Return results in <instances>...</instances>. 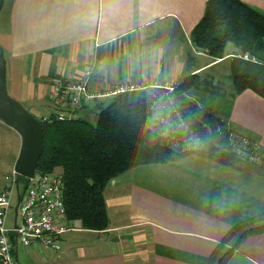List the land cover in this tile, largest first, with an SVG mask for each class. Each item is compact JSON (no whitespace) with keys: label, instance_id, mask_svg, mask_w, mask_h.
<instances>
[{"label":"crops","instance_id":"0c3cea01","mask_svg":"<svg viewBox=\"0 0 264 264\" xmlns=\"http://www.w3.org/2000/svg\"><path fill=\"white\" fill-rule=\"evenodd\" d=\"M206 1L4 0L0 46L8 93L41 118L52 112V75L71 78L89 64L94 90L118 83H177L192 57L193 73L212 77L228 95L234 89V57L227 55L240 49L229 44L223 58L213 59L191 41ZM242 1L264 13V0ZM221 62H227L228 72L211 71ZM189 94L232 131L264 147L263 97L251 89L234 98L195 88ZM94 109L99 105L85 107L76 116L96 121ZM3 124L0 121V130ZM1 143L0 168L11 170L19 138L11 141L15 151ZM257 165L245 162L235 169L187 154L169 163L130 168L104 190L109 219L105 230L84 229L66 217L68 230L59 238L60 250L43 244L24 247L11 232L14 253L19 264H208L217 241L232 224L264 210V168ZM14 206L8 229L19 222ZM227 264H264V231L248 236Z\"/></svg>","mask_w":264,"mask_h":264},{"label":"trees","instance_id":"16d2710c","mask_svg":"<svg viewBox=\"0 0 264 264\" xmlns=\"http://www.w3.org/2000/svg\"><path fill=\"white\" fill-rule=\"evenodd\" d=\"M191 41L213 59L223 58L229 44L257 57V62L240 57L230 60L234 89L228 95L221 92L212 77L193 73L195 59L189 57L186 75L176 85L175 96L186 123L203 142L200 149L177 151L148 126L145 90L121 93L100 104L94 123L76 115L38 118L43 152L35 172L61 177L68 220L79 221L84 229L105 230L109 219L104 190L111 179L136 166L169 163L187 154L235 169L249 162L229 148L226 121L191 99L189 91L195 88L234 98L251 89L264 98V13L242 0H207L203 16L191 31ZM26 184L27 178L19 175L20 193ZM263 231L264 210L235 222L217 241L208 264H227L248 236Z\"/></svg>","mask_w":264,"mask_h":264},{"label":"built area","instance_id":"2783aa9c","mask_svg":"<svg viewBox=\"0 0 264 264\" xmlns=\"http://www.w3.org/2000/svg\"><path fill=\"white\" fill-rule=\"evenodd\" d=\"M250 52L230 53L227 56L240 57L255 61ZM92 65H84L74 77L64 78L52 75L49 78V98L53 104L52 112L42 116L48 120L52 116L58 119L76 115L85 107L106 103L121 93L145 90L146 113L149 127L166 145L185 151L198 147L199 139L186 123L176 100L174 81L157 84L118 83L110 88L94 90L91 88ZM54 114V115H53ZM229 147L235 154L264 167V149L246 136L230 134ZM0 186V264H19L14 253V243L10 236L13 232L18 241L28 247L43 244L55 250L61 249L59 240L66 226V210L63 201V183L60 176L35 172L27 178L22 193L19 190V175L12 168L3 177ZM18 180V182H17ZM19 190L20 199L14 228L6 227V218L12 206L13 196Z\"/></svg>","mask_w":264,"mask_h":264},{"label":"water","instance_id":"95a60500","mask_svg":"<svg viewBox=\"0 0 264 264\" xmlns=\"http://www.w3.org/2000/svg\"><path fill=\"white\" fill-rule=\"evenodd\" d=\"M4 0H0V10ZM0 120L20 137V146L14 162V171L31 178L43 152V130L39 119L12 97L6 84V60L0 46ZM18 182V180H17ZM20 193L16 194L14 211L17 213Z\"/></svg>","mask_w":264,"mask_h":264},{"label":"rangeland","instance_id":"374dc122","mask_svg":"<svg viewBox=\"0 0 264 264\" xmlns=\"http://www.w3.org/2000/svg\"><path fill=\"white\" fill-rule=\"evenodd\" d=\"M4 9H3V11L1 12V10H2V8H3V6H2V8H1V10H0V12H1V14H0V19H2L3 18V16H4V13H6V11H7V7H6V4L4 5ZM250 56H253L254 58H255V61L254 62H257V57L255 56V55H253L252 53L250 54ZM200 57V59L201 60H203L204 59V57L203 56H199ZM203 62H204V60H203ZM199 64H201V63H199ZM214 69L215 70H217V72H220V73H223V74H225V71L226 72H228L227 70H228V64H227V62L224 64L223 62H221V63H219V64H217L211 71H214ZM186 75V72H185V74L183 75V77L182 78H184V76ZM201 76H208V75H206V74H200ZM181 78V79H182ZM180 79V80H181ZM179 80V81H180ZM178 81V82H179ZM178 82L176 83V84H178ZM223 87H221V89H222ZM49 91H50V88H49ZM48 95H49V93H48ZM49 97V96H48ZM49 101H50V98L48 99ZM21 103V102H20ZM22 104V103H21ZM25 108H26V105H24V104H22ZM50 105H51V107H52V109H53V104H52V102L50 101ZM92 107V106H91ZM91 107H89V108H91ZM93 107H96V106H93ZM27 109V108H26ZM28 110V109H27ZM98 111H99V109H94L93 110V113H94V116L95 115H97L98 114ZM181 113H182V111H181ZM44 116V115H43ZM182 116H183V113H182ZM184 117V116H183ZM146 119H147V122H148V118H147V116H146ZM1 121V120H0ZM89 122H91V123H94L95 121L94 120H92V119H90L89 120ZM148 126H149V122H148ZM2 127H4L5 129H1L0 130V140H2V143H1V146H6L7 147V149L8 150H13L14 149V151H15V143H14V146H12L11 147V141H13V136L15 137H18L19 138V143H20V137H19V135L13 130V129H11V128H9V126H7V125H5V124H3L2 125ZM190 127V126H189ZM191 128V127H190ZM7 129V130H6ZM191 130L193 131V133H194V135L195 136H197L198 137V139H199V143H198V147L197 148H195V149H191V150H189V151H196V150H198V149H200L202 146H203V142H202V140H201V138H200V136L191 128ZM231 133H235V134H238V135H242V134H239V133H236L235 131H232L231 129H230V134ZM230 134H229V138H230ZM243 136H245V135H243ZM247 137V136H246ZM249 138V137H248ZM250 139V138H249ZM253 141V140H252ZM255 142V141H254ZM257 143V142H256ZM229 144V143H228ZM259 146H261L259 143H257ZM263 149H264V147L263 146H261ZM230 148V147H229ZM254 164H256V163H254ZM259 165V164H258ZM257 165V166H258ZM261 165H259V167H260ZM262 167V166H261ZM264 168V167H263ZM0 172L2 173L1 175H0V179L2 180L3 179V177L6 175V174H9V172H10V168L9 167H7V166H3V167H1L0 168ZM20 186H21V184H20ZM15 202H16V200H15V196H13V200H12V203H13V206L15 205ZM6 224H7V226L9 227V226H12V224H13V210L12 209H10L9 210V213H8V215H7V218H6Z\"/></svg>","mask_w":264,"mask_h":264}]
</instances>
